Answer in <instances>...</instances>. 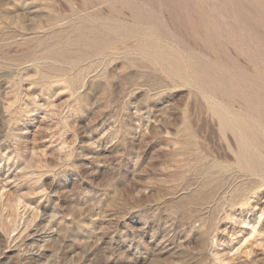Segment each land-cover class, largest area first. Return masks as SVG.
<instances>
[{
	"label": "rangeland",
	"instance_id": "374dc122",
	"mask_svg": "<svg viewBox=\"0 0 264 264\" xmlns=\"http://www.w3.org/2000/svg\"><path fill=\"white\" fill-rule=\"evenodd\" d=\"M211 65L264 89V0H0V264H264Z\"/></svg>",
	"mask_w": 264,
	"mask_h": 264
},
{
	"label": "bare ground",
	"instance_id": "6f19581e",
	"mask_svg": "<svg viewBox=\"0 0 264 264\" xmlns=\"http://www.w3.org/2000/svg\"><path fill=\"white\" fill-rule=\"evenodd\" d=\"M114 26L115 25H113V27ZM115 28L116 27L113 29L115 30ZM121 30L123 31V29ZM126 31L127 30L123 32L127 33ZM91 40L92 39H90L86 34L82 38L83 43H90ZM156 55L162 57L161 54H158V52ZM190 72L192 75H195L196 82L202 89L227 95L225 97L226 100H231L236 96L242 97L245 103L243 111L238 109L236 110L229 105H221L218 102H213L212 110L216 116H218L221 127L224 129H231L235 133L236 141H238V150L236 155L238 165L245 169L252 178L261 176L262 179H264V94H259L263 92L264 89L261 88L258 93H251L240 90L236 86L229 85L226 79L217 75L215 65H211L206 68L204 67L199 72L194 68ZM246 171H243V173H247ZM242 186L244 185H241V187L237 186L235 191L244 193L242 196L243 199L247 201L246 203L251 204L256 201L255 198L257 197V191H253L248 194V192H250L248 188ZM255 189H257L256 186ZM259 200L254 203L257 208L262 210L260 216L262 218L264 215V205L261 204L263 202H260Z\"/></svg>",
	"mask_w": 264,
	"mask_h": 264
}]
</instances>
